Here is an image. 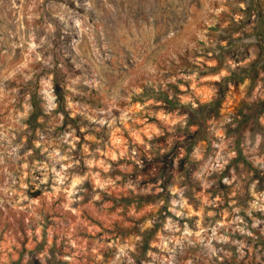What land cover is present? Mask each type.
<instances>
[{"label": "clouds", "instance_id": "obj_1", "mask_svg": "<svg viewBox=\"0 0 264 264\" xmlns=\"http://www.w3.org/2000/svg\"><path fill=\"white\" fill-rule=\"evenodd\" d=\"M261 45L264 0H0V264H264V94L216 95Z\"/></svg>", "mask_w": 264, "mask_h": 264}, {"label": "rangeland", "instance_id": "obj_2", "mask_svg": "<svg viewBox=\"0 0 264 264\" xmlns=\"http://www.w3.org/2000/svg\"><path fill=\"white\" fill-rule=\"evenodd\" d=\"M135 26V22H134ZM162 27V26H161ZM148 31L151 32V37L153 40H155L156 33L159 31V28L157 26H153L150 30L145 31V35L148 34ZM143 39V37H142ZM185 40L184 36H177V39L175 41H168L169 47L173 45H179ZM159 45H154L148 49L145 50L146 56H151L153 59H158L163 61L165 58V52L164 51H157V48H159ZM117 48L120 52L121 57L125 55V52L122 48H119V45H117ZM216 63L218 66H222V61L220 58L217 59ZM261 64H264V45L259 46L257 49L253 50L252 53V59L248 67L246 68H238L236 72L232 73V79L233 81H238L240 84L244 82L245 79H247L248 84L245 88L244 92L240 91L239 84L234 83L233 89L228 91L227 93H224L222 89L216 90L217 96H222L223 98L219 101H217V106L219 107V110L221 113H224L225 115L229 116V118H232L234 120L240 121V127L244 128L247 127L249 124V121L251 120L250 115L245 114V109L248 108V105L245 102L244 97H251L253 94V91L259 90L260 94H264V79H258L259 73L257 72V67ZM150 65L146 66L145 70L150 69ZM215 71V70H213ZM261 107L264 108V102H261ZM249 112H251V109H248ZM162 168V163L157 161L153 165H148L146 163L145 169L143 170V175L145 177L149 176V173L152 174V176H155L156 174H159ZM131 179H135V176L133 175ZM122 205L127 206L128 204H131L132 201H129L125 198H121ZM153 202L150 200H141L137 205L138 211H146L147 206L151 205ZM119 205L113 201L112 206L108 209L107 213H100L102 216L106 217H117L118 219H124L122 215H119L117 212V208ZM95 210V209H94ZM120 211H123V208H120ZM151 215V213H148ZM58 218V217H57ZM82 218L85 220L86 224H94L96 223L93 219L88 218L86 214L82 215ZM48 218H46L47 220ZM65 225L69 224V221H62ZM74 223V221H72ZM49 227H53V225L49 224ZM97 227L101 228V231L104 232V227L100 224H96ZM119 234L118 231L116 233H106V235H116ZM80 239L83 241H88L89 237L88 235L81 230L80 233ZM258 246L264 248V241H261ZM87 247V245H85ZM262 260H264V257H262ZM88 258L85 255L83 260L81 261V264H87Z\"/></svg>", "mask_w": 264, "mask_h": 264}]
</instances>
